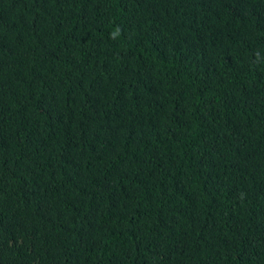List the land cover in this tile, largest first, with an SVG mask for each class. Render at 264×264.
I'll list each match as a JSON object with an SVG mask.
<instances>
[{
	"label": "trees",
	"instance_id": "trees-1",
	"mask_svg": "<svg viewBox=\"0 0 264 264\" xmlns=\"http://www.w3.org/2000/svg\"><path fill=\"white\" fill-rule=\"evenodd\" d=\"M0 264H264V0H0Z\"/></svg>",
	"mask_w": 264,
	"mask_h": 264
}]
</instances>
